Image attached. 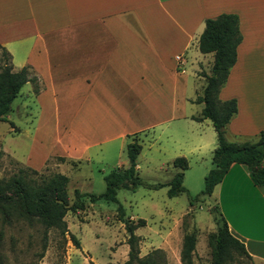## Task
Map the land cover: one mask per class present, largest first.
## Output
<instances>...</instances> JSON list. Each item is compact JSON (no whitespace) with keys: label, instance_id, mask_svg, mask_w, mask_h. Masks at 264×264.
I'll return each mask as SVG.
<instances>
[{"label":"crops","instance_id":"crops-1","mask_svg":"<svg viewBox=\"0 0 264 264\" xmlns=\"http://www.w3.org/2000/svg\"><path fill=\"white\" fill-rule=\"evenodd\" d=\"M221 14L237 16L241 35L218 94L221 101H236L225 137L255 142L264 134V0H0V46L12 71L26 69L29 81L16 98L28 103L25 133H33L26 157L13 147V137L8 156L34 171L67 176L68 192L72 168L92 160L126 168L121 154L136 140L137 174L142 156L170 165L173 176L179 168L172 161L183 157L182 187L191 193L187 180L204 179L217 145L211 122L193 119L213 61L211 53L199 52L198 39L205 20ZM18 127L11 132L21 133ZM38 134L51 140L43 144ZM74 190L91 194L78 181ZM206 198L244 244L251 264H264V186L251 182L244 165L233 164ZM160 237L173 259L172 242ZM196 246L194 258L200 257Z\"/></svg>","mask_w":264,"mask_h":264},{"label":"trees","instance_id":"trees-1","mask_svg":"<svg viewBox=\"0 0 264 264\" xmlns=\"http://www.w3.org/2000/svg\"><path fill=\"white\" fill-rule=\"evenodd\" d=\"M241 35L236 15L221 14L205 20L204 29L198 39V50L201 54H212L211 74L206 76V85L201 96L195 103L202 104L196 121L209 120L216 133V148L212 153V168L203 179V190L193 199L189 197V204L200 198L208 197L218 185L228 169L233 164L244 165L249 178L255 186H264V134H260L255 142H229L226 140V127L236 114V101L230 99L221 101L218 94L224 86L230 69L236 61V48L240 44ZM26 69L12 71L10 56L0 46V122L5 121L11 112L13 100L22 86L28 82ZM12 127L15 126L10 123ZM141 151V145L133 140L127 143L125 152L128 159L126 168H113L104 175L105 190L101 195L84 194L73 191L74 200L70 203L67 184L68 177L62 174H52L42 177L30 168L19 169L7 179H0V222L4 225L13 223H39L47 231L55 229L61 235H68L76 248H79L74 235L68 233L65 216L68 212L82 211L85 208L83 199L87 198L91 204L102 199L106 202L117 203V192L125 189L133 192L138 186L159 189L167 186L168 198L187 193L182 187L183 171L188 169V162L183 157L172 161V166L179 171L167 184H144L136 172V158ZM39 176V182L32 176ZM216 208V207H215ZM118 220L123 224L127 234V260L123 264H155L153 254L162 253L156 249L143 257H139V237L135 234L137 228L143 227L145 221L137 219L131 221L125 217L121 205L116 209ZM218 219L216 231L209 239L210 264H234L237 259L251 260L242 242L230 232L226 221L216 208ZM196 236L193 232L186 233L182 238L180 249L181 264H194ZM45 246L43 245V249Z\"/></svg>","mask_w":264,"mask_h":264},{"label":"rangeland","instance_id":"rangeland-1","mask_svg":"<svg viewBox=\"0 0 264 264\" xmlns=\"http://www.w3.org/2000/svg\"><path fill=\"white\" fill-rule=\"evenodd\" d=\"M26 104L28 103L24 100L16 98L12 104L14 111L5 121L0 122V179H7L19 169L27 168L13 161L5 151L10 148L11 137L14 141L13 147L15 146L22 156L26 157L27 150L32 146L33 133H25L28 122L31 121V118L26 116ZM10 123L19 126L22 132L18 134L11 132L13 127ZM38 138L43 144L51 140L49 134L45 136L38 134ZM144 153L146 155L147 150H144ZM147 158L142 156L139 159L138 175L144 184H165L172 178L174 168L170 165L161 166L156 159L148 163ZM121 160L127 162L125 152H122ZM113 167L115 165L110 162L104 164L92 160L88 163L81 162L77 168H72L71 181L68 185L70 203L74 200L71 195L75 181H78L80 189L83 188L96 196L101 195L105 190L103 177ZM37 174L49 177L52 172L47 168ZM38 175L32 177L39 182ZM186 184L191 186L193 191L176 198H168L166 187L151 189L143 185L138 186L133 192L119 190L117 203L100 199L91 204L84 198V210L68 212L64 218L68 233L74 235L79 248L74 246L68 235L63 236L55 229L46 231L36 222L13 223L10 226L0 222V264H123L127 260L128 245L124 226L117 217L118 205L123 207L125 217L132 216L146 222V226L139 229L141 235L138 242L139 257L159 249L162 253L152 255L155 264H181L176 261V251L182 243L183 236L193 232L200 255L194 258V264H210L211 248L208 243L216 231L218 214L212 200L206 197L193 201L192 205L189 204V197L193 199L203 190V180L190 179ZM160 235H167L165 239L172 242V253H175L173 259H170L171 256L169 257L160 247L158 242L161 239ZM234 264H251V261L240 258Z\"/></svg>","mask_w":264,"mask_h":264},{"label":"built area","instance_id":"built-area-1","mask_svg":"<svg viewBox=\"0 0 264 264\" xmlns=\"http://www.w3.org/2000/svg\"><path fill=\"white\" fill-rule=\"evenodd\" d=\"M176 63H177V68L182 71L183 65H184V60L181 55H177L175 57Z\"/></svg>","mask_w":264,"mask_h":264}]
</instances>
